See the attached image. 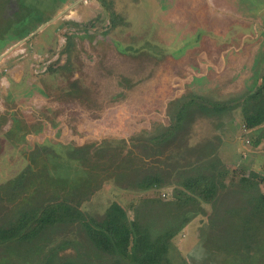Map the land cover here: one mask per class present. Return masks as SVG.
<instances>
[{"label": "rangeland", "instance_id": "1", "mask_svg": "<svg viewBox=\"0 0 264 264\" xmlns=\"http://www.w3.org/2000/svg\"><path fill=\"white\" fill-rule=\"evenodd\" d=\"M84 1L62 0L60 13L53 14L57 18L46 24L43 15L58 9L59 0L0 2V183L21 172L35 148L43 152V160L53 164L52 172L67 174L80 170L72 154L77 147L127 141L156 125L167 126V111L175 99L193 93L210 101H226L261 85L264 0H239L255 15L250 13L251 20L242 19V38L227 35L228 50L219 45L209 48L202 33L179 36L150 27L140 34L116 27L113 11L124 15L122 7L123 12L117 10L120 0L116 5V0ZM151 2L125 3L129 12H135L130 28L139 27L138 22L145 28L152 16L144 17L143 11ZM81 12L87 15L82 18ZM15 13L24 17L18 21ZM76 14L81 17L79 22L70 19ZM195 22L201 24L203 18L196 17ZM231 27L228 24L227 29ZM167 42L171 43L166 47ZM185 46L194 48L187 51ZM225 55L221 64L218 59ZM12 69L23 75L19 83L10 80L7 84L2 78ZM217 139L226 181L250 173L264 176V135L245 129L240 108L220 117H200L192 124L189 144ZM256 140L260 143L254 146ZM112 184L105 183L92 197L99 215L116 202L132 218L131 208L138 199L154 196L156 191L164 195L162 199H172L173 187L138 193ZM260 188L264 193V186ZM199 219L172 243L174 262L185 259L188 264H198L208 254L196 239ZM64 254L74 253L69 249Z\"/></svg>", "mask_w": 264, "mask_h": 264}, {"label": "trees", "instance_id": "2", "mask_svg": "<svg viewBox=\"0 0 264 264\" xmlns=\"http://www.w3.org/2000/svg\"><path fill=\"white\" fill-rule=\"evenodd\" d=\"M260 80L226 101L193 93L175 99L167 126L77 147L80 170L67 174L52 172L33 149L21 172L0 183V264H188L174 262L170 250L198 216L195 236L208 253L198 264H264V176L226 181L221 141L189 144L200 117L237 108L245 129L264 135V72ZM107 182L138 193L173 187L172 199L156 191L138 199L132 218L116 202L99 215L92 197ZM69 249L73 255L64 254Z\"/></svg>", "mask_w": 264, "mask_h": 264}, {"label": "crops", "instance_id": "3", "mask_svg": "<svg viewBox=\"0 0 264 264\" xmlns=\"http://www.w3.org/2000/svg\"><path fill=\"white\" fill-rule=\"evenodd\" d=\"M85 1L87 2L88 0ZM118 1L119 0H116L114 5L119 4L120 2V6L117 7V10L123 12V8L124 15L122 17L118 16L115 11H113L114 17L112 19V23L114 24V26H121L120 28L130 29L131 31L140 34L147 33L146 28L150 27H156L155 29L159 32H175V34H181V36L183 34H187L188 36H190L193 34L197 35L202 33L204 35V39L209 42L208 45L211 49L217 48L218 45L224 46L226 48L228 46L226 41L228 40L227 35L229 33L238 34L239 39L242 38V33L240 32V24L243 23L242 19L251 20L253 18V15H255L253 14L251 7L247 6L248 8H243V3L239 0H152L150 5L145 7L146 10L143 11L144 17L152 16L151 20L149 21L150 23L148 22V18L146 20L145 28L140 26V22L137 23L139 27L130 28V26L134 24L131 20H133L135 12H129L127 5L125 4L128 0ZM131 2L136 4L137 0H131ZM59 3L60 6L58 9L50 12L49 15H43L42 18H45L42 22L43 24L51 23L57 18V16L55 17V15L53 14L60 13L65 0L63 4L62 0H59ZM250 13H252L253 15H251ZM78 14H80L82 18L84 17V15H87V13L84 12ZM80 16L76 14L70 19L75 22H79L81 18ZM199 16L203 18V22L201 24L195 22L196 17ZM120 19L124 21H119ZM141 23L144 22L141 21ZM228 24L232 25V27L229 29H227ZM227 30H229V32H227ZM167 38H169V36H167ZM184 38L185 37H181L179 39L183 40ZM233 38L234 37L229 38L230 41H233ZM171 42L165 43V46L167 47ZM190 42L192 43L193 40ZM1 48H3V46H0V49ZM192 48L194 47L185 46L184 50L189 51V49ZM226 50H228V48H226ZM225 57L226 55L223 56V59H218L221 64H224ZM5 60L9 59H3V61ZM204 66H207V64L204 63ZM14 69L10 70L5 78H2L3 82L9 84L10 80L14 83H19L21 81L20 78L23 74H21V76H18ZM2 85L3 84H1V86Z\"/></svg>", "mask_w": 264, "mask_h": 264}, {"label": "built area", "instance_id": "4", "mask_svg": "<svg viewBox=\"0 0 264 264\" xmlns=\"http://www.w3.org/2000/svg\"><path fill=\"white\" fill-rule=\"evenodd\" d=\"M160 195H162V193H160Z\"/></svg>", "mask_w": 264, "mask_h": 264}, {"label": "water", "instance_id": "5", "mask_svg": "<svg viewBox=\"0 0 264 264\" xmlns=\"http://www.w3.org/2000/svg\"><path fill=\"white\" fill-rule=\"evenodd\" d=\"M2 57H0V60H1Z\"/></svg>", "mask_w": 264, "mask_h": 264}]
</instances>
